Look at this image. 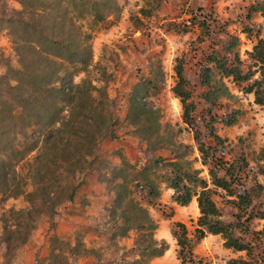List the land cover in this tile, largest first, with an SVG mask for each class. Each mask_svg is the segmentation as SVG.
<instances>
[{
    "label": "trees",
    "instance_id": "trees-1",
    "mask_svg": "<svg viewBox=\"0 0 264 264\" xmlns=\"http://www.w3.org/2000/svg\"><path fill=\"white\" fill-rule=\"evenodd\" d=\"M75 1L0 0V30L6 31L16 54L15 63H6L0 74V263L17 260L29 232L46 219L49 264H149L150 258L166 248L163 239L153 236L156 221L147 209L160 203L157 181L171 189L165 204L185 205L195 196L198 215L190 235L183 222L170 219L169 233L180 264H202L200 258L195 259L193 246L206 233L220 234L225 247L251 253V244L262 236L260 230L250 228L252 218L264 217V210L255 206V194L231 186L233 160H224L227 144L211 127L198 123L197 117L201 115L199 104L209 111L220 97L231 95L223 80L226 78L251 92L255 103H264V35L258 34L243 61L237 49L238 35L227 28L234 18L223 17L213 3L190 5L181 19L162 23L168 33L188 34L172 58L170 92L179 101L181 119L193 128L202 162L209 165L210 184L235 197L232 201L238 211L232 213L219 208L211 187L178 151V144L167 148V155L154 148L148 153L149 135L132 131V124L141 119V130L157 133L160 127L159 106L145 98L156 78L137 70L153 57L148 51L159 43L154 33L145 23L134 20L146 39L138 44L130 38L128 49L133 48L138 59L135 68L120 76V82H126L130 89L124 110L113 112L112 93L107 91L109 79L88 74L90 48H83L85 56L79 46L70 49L69 35L53 29L66 16L78 18L73 6L69 7ZM154 1L152 6L140 8L146 19L163 0ZM252 11L259 14L264 26V0H251L244 13ZM71 26L75 34L89 38V30L78 32L76 24ZM238 29L249 30L244 26ZM124 55L130 54L124 50ZM79 73L82 75L75 79ZM217 118L224 123L234 120L227 107ZM124 123L130 130L122 127ZM122 134L135 139V145L129 143L130 154L119 146L102 152V139L114 141ZM201 136L212 139L205 141ZM261 151L264 159V149ZM220 164L223 166L218 167ZM253 169L248 165L249 180H253ZM90 176L96 190L89 187ZM7 200L12 201L3 205ZM58 207L65 212H91L85 214L80 227L57 230L53 217L59 213ZM169 213L162 214L168 217ZM90 231L102 235L101 244L85 239ZM129 235V245L120 242ZM34 258L29 264H37L39 257ZM229 263L248 264L243 258H231Z\"/></svg>",
    "mask_w": 264,
    "mask_h": 264
},
{
    "label": "rangeland",
    "instance_id": "rangeland-1",
    "mask_svg": "<svg viewBox=\"0 0 264 264\" xmlns=\"http://www.w3.org/2000/svg\"><path fill=\"white\" fill-rule=\"evenodd\" d=\"M154 2V0H76L74 5L69 4V7L73 6L78 18L75 20L66 16L63 22L56 24L53 29L58 34L69 35L67 45L70 49L79 46L82 48L80 53L85 56L87 52L83 48H90L88 74L95 78L106 77L109 79L107 91L109 95L112 93L110 96L113 99V112H123L125 96L130 89L126 82H120V76L122 72L132 69L138 59L136 51L131 47L128 49L129 44L132 43L131 40L134 39L139 44L146 39V35L141 29L134 26V20L145 23L159 43L154 49L148 51L149 54L153 55L151 60L140 65L137 70L139 74L147 77L155 76L156 78L155 85L148 89V95L145 98L150 100L152 105L159 106L160 127L157 133L150 129L141 130L139 126L141 119L132 124L134 128L132 131L136 134L145 132L149 135L146 139L149 146L148 153L154 148L156 152L167 155V148L174 143L178 144V151L184 154L192 167L198 169V174L206 180L207 186L211 187L212 196L219 208L232 213L237 212L238 209H235V203L232 201L235 200V197L225 194L221 188L210 184L209 165L202 162L194 142L193 128L181 119L179 101L170 92V86L173 82L172 58L175 50L183 47V41L187 39L188 34L178 36L175 31L168 33L163 30L162 23L166 19H181L190 5L194 6L200 2L205 5L213 3L223 13V17L232 16L234 18L227 28L238 35V53L242 60L246 61V51L251 49L258 34L264 35L262 19L255 11L249 14L244 13L251 0H163L157 11L146 19L140 13V8L152 6ZM12 4L17 5L15 2ZM61 4L64 6L65 2ZM71 23L76 24L78 32L89 30V38H82L81 35L70 30L73 29ZM240 26L247 27L249 30L240 31L238 29ZM137 43L135 49L138 48ZM124 50L128 51L130 55H124ZM15 60L16 54L12 50L9 37L5 30H0V74L4 71L6 63L13 65ZM140 60L143 62L144 58L141 57ZM120 70L121 73H119ZM81 75L82 73H79L74 78L76 79ZM223 80L226 82L231 95L220 97L219 103L210 106L209 111L205 107L206 105L203 107L199 104L198 108L201 109V115L197 117V120L198 123L202 122L206 127H211L216 134L224 138V142L227 144L224 160H233L231 172L235 179L232 175L229 178L231 186L235 190L244 188L248 189L250 194H255L253 199L255 206L264 210V159H262L261 151L262 148L264 149V103H255L252 93L243 91L240 88L241 84L237 85L227 78ZM226 107L228 113L234 116L232 123H224L217 118ZM130 118L131 113L128 119ZM149 121L151 124L153 123V119ZM122 125L126 129L129 126L125 123ZM202 138L205 141L212 139L205 136ZM250 164L254 168L253 171H250L253 180H249L246 171ZM220 166L223 165L220 164L218 167ZM156 171L159 172V169L157 168ZM129 177L130 175H128ZM127 183L129 184L130 181ZM156 186L159 190L160 203H164L155 206L148 205L147 209L150 216L156 221L153 236L157 239H163L166 248L160 255L150 258L149 264H180L175 254L174 238L169 233L170 219L183 222L188 235H190L198 215L195 196H192L185 205L171 202L165 204L166 201H169L171 189L160 181L156 182ZM246 194L249 195L248 192ZM11 201L7 200L3 205L9 204ZM58 212L53 217L54 221L59 225H66L65 217L69 212L66 213L62 207H58ZM168 212L171 213H169L170 216H163ZM84 223L85 220L82 219L75 224V228ZM47 227L48 221L42 219L29 232L26 242L21 246L22 255L17 260L12 259L9 264H29L35 261L36 255L39 257L37 264L51 263V257L47 254L51 246L48 237L46 238ZM250 228L253 231L260 230L262 236L251 244V253L248 255L244 250L225 247L222 244L223 239L220 234L206 233L193 246L195 259L200 258L202 264H230L229 259L231 258H243L247 260L248 264H264V217H253ZM85 239L93 241L92 244L95 245L101 244L103 237L101 234L90 231L85 235ZM120 242L129 245L131 235L123 238ZM108 253L110 255V252ZM45 256L49 257V260Z\"/></svg>",
    "mask_w": 264,
    "mask_h": 264
},
{
    "label": "crops",
    "instance_id": "crops-1",
    "mask_svg": "<svg viewBox=\"0 0 264 264\" xmlns=\"http://www.w3.org/2000/svg\"><path fill=\"white\" fill-rule=\"evenodd\" d=\"M120 113V112H118ZM135 139L132 138V136H129L128 134H122L121 138H116L114 141L110 140L108 137H105L104 139H102L101 143H100V147L102 152H110L113 151L114 149H116L118 146V148L123 147V149L126 151V153L130 154L129 148L131 147L129 145V143H134ZM135 145V143L133 144ZM117 156L114 157V159L116 160ZM118 159V158H117ZM89 180V187L93 188L96 190V184L93 181V177L90 176L88 177ZM174 203V202H171ZM176 204V203H174ZM75 205V204H73ZM85 213L80 214L78 211L72 210L66 212L68 213V215H66L65 220L67 221L66 225H62V224H58L56 223V229L57 230H61V229H69L71 227H73L77 222L82 221V219H84L85 214L88 212H91L90 209H87L84 211ZM86 220V219H85Z\"/></svg>",
    "mask_w": 264,
    "mask_h": 264
}]
</instances>
